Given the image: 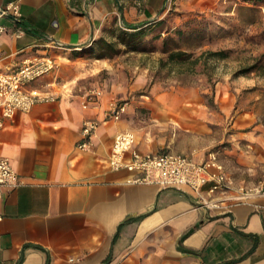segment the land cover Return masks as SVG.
Listing matches in <instances>:
<instances>
[{"label": "crops", "instance_id": "1", "mask_svg": "<svg viewBox=\"0 0 264 264\" xmlns=\"http://www.w3.org/2000/svg\"><path fill=\"white\" fill-rule=\"evenodd\" d=\"M13 1L22 17L2 19L0 68L16 70L38 53L55 56L58 66L33 84L53 98L4 122L0 159H10L22 183L0 186V264H264V180L238 177L227 158L235 150H214L227 138L228 99L215 110L195 90L141 93L146 67L132 78L101 79L104 71L140 69L135 50L121 44L114 54L107 43L125 30L144 39L170 34L164 30L170 0H0V6ZM113 102L127 105L119 120L107 116ZM94 118L100 125L83 149L82 128ZM124 130L136 133L134 149L143 153L216 157L227 190L206 188L208 204L188 188L136 182L141 172L110 163Z\"/></svg>", "mask_w": 264, "mask_h": 264}, {"label": "rangeland", "instance_id": "2", "mask_svg": "<svg viewBox=\"0 0 264 264\" xmlns=\"http://www.w3.org/2000/svg\"><path fill=\"white\" fill-rule=\"evenodd\" d=\"M168 7L164 30L171 33L140 40L135 50L140 69L104 71L101 79L125 73L132 78L146 67L149 81L141 93L195 90L215 110L226 97L224 126L231 140L214 150H235L227 157L235 174L264 180V0H170ZM177 50L194 56L170 61V52ZM220 50L227 57L210 54Z\"/></svg>", "mask_w": 264, "mask_h": 264}, {"label": "built area", "instance_id": "3", "mask_svg": "<svg viewBox=\"0 0 264 264\" xmlns=\"http://www.w3.org/2000/svg\"><path fill=\"white\" fill-rule=\"evenodd\" d=\"M11 17L16 22L21 21L20 3L13 1L6 6H0V38L6 33L7 27L3 18ZM24 30H18V36ZM58 66L57 58L49 53H38L26 57L16 70L0 68V136L6 118H14L19 111H28L40 100L53 98L47 90L33 85L34 82L51 72ZM98 92L94 91L93 97ZM127 111L126 104L111 103L107 116L114 120L121 119ZM100 125L98 119H88L82 128L84 136L80 147L89 149L93 137ZM136 133L132 130L120 131L116 134L110 155L112 168H127L142 174L136 182L156 183L163 187L188 188L198 194L206 203L204 196L208 192H225L228 188V176L221 168L216 157L196 160L190 156L177 153H143L134 149ZM131 157L127 159V155ZM18 172L7 157L0 159V186L18 187L21 184Z\"/></svg>", "mask_w": 264, "mask_h": 264}, {"label": "trees", "instance_id": "4", "mask_svg": "<svg viewBox=\"0 0 264 264\" xmlns=\"http://www.w3.org/2000/svg\"><path fill=\"white\" fill-rule=\"evenodd\" d=\"M131 28H136L135 26H130ZM142 32L135 30V31H123L119 38L112 42V43H107V50L110 53H119L122 49L119 47V45L124 44L126 45L125 50H137L139 48V42L141 39H144L142 37ZM210 54L212 56H218L222 55L223 57L226 56V52L224 50L220 51H211ZM194 56L193 53L183 51V50H177V51H171L169 55V60L170 61H175V60H188Z\"/></svg>", "mask_w": 264, "mask_h": 264}]
</instances>
